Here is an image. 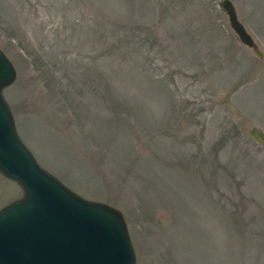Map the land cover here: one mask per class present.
I'll return each mask as SVG.
<instances>
[{
	"label": "rangeland",
	"instance_id": "rangeland-1",
	"mask_svg": "<svg viewBox=\"0 0 264 264\" xmlns=\"http://www.w3.org/2000/svg\"><path fill=\"white\" fill-rule=\"evenodd\" d=\"M231 1L261 56L220 0H0L19 138L120 210L134 264H264V0Z\"/></svg>",
	"mask_w": 264,
	"mask_h": 264
},
{
	"label": "water",
	"instance_id": "water-1",
	"mask_svg": "<svg viewBox=\"0 0 264 264\" xmlns=\"http://www.w3.org/2000/svg\"><path fill=\"white\" fill-rule=\"evenodd\" d=\"M220 4L238 40L261 56L232 1ZM14 75L0 49V173L21 189L18 198L0 207V264H134L120 210L71 190L42 168L19 138L1 93ZM248 132L264 143L257 128Z\"/></svg>",
	"mask_w": 264,
	"mask_h": 264
},
{
	"label": "trees",
	"instance_id": "trees-1",
	"mask_svg": "<svg viewBox=\"0 0 264 264\" xmlns=\"http://www.w3.org/2000/svg\"><path fill=\"white\" fill-rule=\"evenodd\" d=\"M123 2V0H116V2L115 3H122ZM102 18V17H101ZM124 59V58H123Z\"/></svg>",
	"mask_w": 264,
	"mask_h": 264
}]
</instances>
